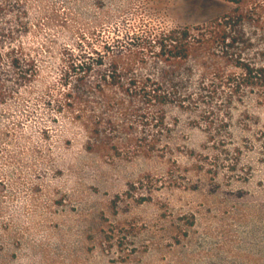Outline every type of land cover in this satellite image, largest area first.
Segmentation results:
<instances>
[{"label": "rangeland", "instance_id": "obj_1", "mask_svg": "<svg viewBox=\"0 0 264 264\" xmlns=\"http://www.w3.org/2000/svg\"><path fill=\"white\" fill-rule=\"evenodd\" d=\"M15 1H0V53L21 48L36 72L0 101V264H264V93L198 98L233 71L212 61L192 72L190 103L147 127L69 71L150 64L140 51L157 34L235 6ZM239 1L264 22V0Z\"/></svg>", "mask_w": 264, "mask_h": 264}, {"label": "trees", "instance_id": "obj_2", "mask_svg": "<svg viewBox=\"0 0 264 264\" xmlns=\"http://www.w3.org/2000/svg\"><path fill=\"white\" fill-rule=\"evenodd\" d=\"M229 1L235 7L222 16L157 34L140 51L150 53V64L143 63L135 69V65L114 63L103 71L102 67L93 70L92 64L79 63L69 71L81 74L80 79L102 98L105 108L119 109L124 122L134 117L147 127L162 123L160 115L166 105L190 103L193 95L187 92L186 84L192 72L200 68L206 75L212 61L221 60L233 71L225 72L222 80L214 73L209 83L201 81L198 98L205 95L213 101L219 88H227L228 103L241 93H264V22L255 19L249 9L241 8L239 0ZM14 5L19 6L18 0ZM19 52L12 49L0 53V101L31 81L36 72L34 61ZM102 64L103 60L98 61L99 66ZM150 67L155 70L153 75L148 73Z\"/></svg>", "mask_w": 264, "mask_h": 264}]
</instances>
